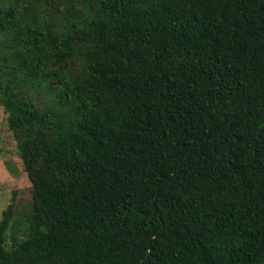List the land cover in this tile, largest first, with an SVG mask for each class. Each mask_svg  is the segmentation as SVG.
Masks as SVG:
<instances>
[{
	"label": "trees",
	"instance_id": "1",
	"mask_svg": "<svg viewBox=\"0 0 264 264\" xmlns=\"http://www.w3.org/2000/svg\"><path fill=\"white\" fill-rule=\"evenodd\" d=\"M0 105V264H264V0H0Z\"/></svg>",
	"mask_w": 264,
	"mask_h": 264
},
{
	"label": "rangeland",
	"instance_id": "2",
	"mask_svg": "<svg viewBox=\"0 0 264 264\" xmlns=\"http://www.w3.org/2000/svg\"><path fill=\"white\" fill-rule=\"evenodd\" d=\"M7 163L16 169V173L8 171ZM13 196V216L5 235L8 247L21 238L23 219L31 210L32 190L18 157L16 142L7 126V114L0 105V221Z\"/></svg>",
	"mask_w": 264,
	"mask_h": 264
}]
</instances>
